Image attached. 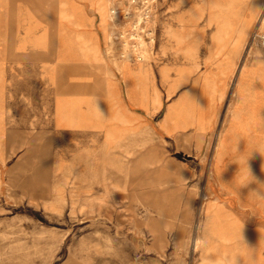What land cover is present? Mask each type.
Listing matches in <instances>:
<instances>
[{"label": "rangeland", "instance_id": "rangeland-1", "mask_svg": "<svg viewBox=\"0 0 264 264\" xmlns=\"http://www.w3.org/2000/svg\"><path fill=\"white\" fill-rule=\"evenodd\" d=\"M263 19L264 0H0V264H210L207 242L264 264Z\"/></svg>", "mask_w": 264, "mask_h": 264}, {"label": "bare ground", "instance_id": "bare-ground-1", "mask_svg": "<svg viewBox=\"0 0 264 264\" xmlns=\"http://www.w3.org/2000/svg\"><path fill=\"white\" fill-rule=\"evenodd\" d=\"M232 26V22H231V20L230 19H224V20H222L221 21V32H227V30L230 28ZM262 27L264 28V19H263V24H262ZM124 37V36H123ZM139 39H140V44H139V46H142L141 48V53H144L145 52V60H143L140 64H138L137 66H139L138 68H140L139 69V71L142 73V75L144 74L145 76H146V78L148 77V78H150V70H151V66H152V64H153V55H152V53L150 54V55H148V50H147V48H146V46H145V41H143V39L141 38V37H139ZM127 45H128V41L125 43V46L127 47ZM125 46H124V48H125ZM129 46V45H128ZM128 48V47H127ZM134 49L133 50H135V52H139V48L140 47H138V46H134L133 47ZM129 49V48H128ZM132 50V51H133ZM127 51V50H126ZM144 51V52H143ZM128 53V52H127ZM131 54V53H130ZM136 54V53H135ZM132 55V54H131ZM131 55H129V56H131ZM134 55V54H133ZM259 55H260V53H259ZM154 61L155 62H157L155 59H154ZM168 71H166V73H167ZM249 80H245V82H244V84H249V82H248ZM156 90V89H155ZM144 92H146V89H144ZM156 92V91H155ZM155 92H153V93H155ZM264 161V160H263ZM156 162H157V160H152V158H150V159H146V160H143V162L142 163H144V166H149V165H151V166H155V164H156ZM261 162V161H260ZM183 177V176H182ZM141 189V188H140ZM236 236H239V233H237V235ZM218 237V239H224V240H222V241H226V240H228V239H232L233 237H229V232L227 231V230H225V231H223L222 232V234L220 235V236H217ZM198 243L199 242H197L196 244H197V246H198ZM210 252V246H209V242H207L206 243V247H205V250L203 251V257H202V259H204L206 262H209L210 264H218V262L217 261H219V260H216V259H212V258H210L209 256H207V255H205L206 253L208 254ZM240 252H243V251H240ZM225 253L226 254H229V255H231V257H230V261L233 259V258H235L236 257V253L234 252V251H229V250H225ZM229 261V262H230Z\"/></svg>", "mask_w": 264, "mask_h": 264}, {"label": "crops", "instance_id": "crops-1", "mask_svg": "<svg viewBox=\"0 0 264 264\" xmlns=\"http://www.w3.org/2000/svg\"><path fill=\"white\" fill-rule=\"evenodd\" d=\"M134 65V64H133ZM131 65L133 68L134 67H136L135 69V71H133L135 74H136V76L140 79V88H141V96H140V100H142V94H145V93H147V92H144V89H145V87L146 86H152V81L151 80H153V71H152V66H151V70H150V78H146V76L143 74L142 75V73L139 71V69L140 68H138L139 66H137V65ZM128 67H126V69H127ZM162 78V77H161ZM148 81H150V82H148ZM134 105H135V107H138V106H136L137 105V103H134ZM132 112H135L136 113V111H134V110H131ZM137 115H138V113H136Z\"/></svg>", "mask_w": 264, "mask_h": 264}, {"label": "clouds", "instance_id": "clouds-1", "mask_svg": "<svg viewBox=\"0 0 264 264\" xmlns=\"http://www.w3.org/2000/svg\"><path fill=\"white\" fill-rule=\"evenodd\" d=\"M257 195H258L259 198H264V197H260V194H259V193H257ZM229 264H241V261H240L239 259H237V258H233V259L229 262Z\"/></svg>", "mask_w": 264, "mask_h": 264}, {"label": "built area", "instance_id": "built-area-1", "mask_svg": "<svg viewBox=\"0 0 264 264\" xmlns=\"http://www.w3.org/2000/svg\"><path fill=\"white\" fill-rule=\"evenodd\" d=\"M263 44H264V37H263Z\"/></svg>", "mask_w": 264, "mask_h": 264}]
</instances>
